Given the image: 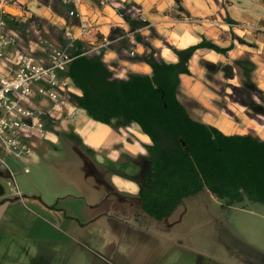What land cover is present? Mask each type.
I'll list each match as a JSON object with an SVG mask.
<instances>
[{
  "label": "crops",
  "instance_id": "0c3cea01",
  "mask_svg": "<svg viewBox=\"0 0 264 264\" xmlns=\"http://www.w3.org/2000/svg\"><path fill=\"white\" fill-rule=\"evenodd\" d=\"M124 5L133 7L134 16L148 24L140 35L168 63L178 62L169 48L186 49L203 39L221 49L232 47L226 56L198 50L189 64L191 75L181 76L179 100L200 123L225 135H252L264 141V114L247 103L242 86L219 92L209 84L217 63L255 61L237 47L233 34L238 31L228 20L262 24L264 0H0V9L25 12L24 21L42 19L48 28L36 34L47 35L57 45L72 34L87 49L104 51V62L118 80L152 73L148 65L130 57L132 52L142 56L150 50L136 42L119 14ZM71 11L95 25V38L80 37L81 20L70 18ZM200 19L213 20L216 27L191 22ZM10 26L9 33L16 37L14 51L37 54L44 39L33 35L30 40L19 26ZM114 30L122 35L114 36ZM123 39L128 49L122 46ZM105 40L110 44L102 48ZM218 74L232 81L221 69ZM33 104L46 113L54 108L40 100ZM76 109L73 120H59L56 114L58 120L47 121L48 140L31 142L34 153L25 162L46 170L49 178L40 181L43 186L33 181L30 189L17 186L10 194L0 188V264H264V229L257 225L231 229L222 222L225 212L218 213L212 205L230 206L208 190L184 199L162 220L145 213L138 201L142 170L135 159L146 155L150 140L138 126L116 132ZM68 110L66 106L63 113ZM252 205L242 204V213L253 221Z\"/></svg>",
  "mask_w": 264,
  "mask_h": 264
},
{
  "label": "trees",
  "instance_id": "16d2710c",
  "mask_svg": "<svg viewBox=\"0 0 264 264\" xmlns=\"http://www.w3.org/2000/svg\"><path fill=\"white\" fill-rule=\"evenodd\" d=\"M134 13L128 5L119 9L136 42L150 50L132 60L148 65L151 75L131 74L127 80L115 79L104 62V51L87 55V46L81 41L68 49L73 61L66 75L82 92L81 97L71 96L70 101L92 121L116 132L135 125L150 140L145 146L146 155L135 159L142 170L137 182L142 210L162 220L184 199L203 190L210 191L224 206L246 202L264 206V141L252 135H225L200 123L179 100L181 76L191 75L189 64L195 53L207 49L226 56L232 47L221 49L203 39L186 49L169 48L178 62L168 63L157 57L140 35L148 24ZM228 23L235 24L232 20ZM8 24L18 27L13 20ZM115 35L122 34L114 30ZM124 39L122 46L128 49ZM60 43L68 48V41L61 39ZM220 69L228 78L237 69L243 83L240 92L253 110L264 113V107L256 104L252 96L261 93L264 104V93L252 79L256 65L241 59L234 66Z\"/></svg>",
  "mask_w": 264,
  "mask_h": 264
},
{
  "label": "built area",
  "instance_id": "2783aa9c",
  "mask_svg": "<svg viewBox=\"0 0 264 264\" xmlns=\"http://www.w3.org/2000/svg\"><path fill=\"white\" fill-rule=\"evenodd\" d=\"M26 17L25 12L18 15L0 9V150L24 162L32 158L34 153L32 140L49 139L48 120H58L56 114L60 115L59 120L62 121L63 118H76V105L70 98L82 96L81 90L66 75L73 61L68 49L78 41L72 34L66 35L68 48L55 45L46 39L39 42L37 54H19L14 51L16 37L8 31V20L19 21L20 18ZM69 17L81 20V38H95V25L92 22L82 20L76 11H71ZM198 21L210 23L203 19L191 22ZM229 26L239 31L248 29L241 24ZM109 44L110 42L105 40L102 48ZM85 51L87 55L100 54V50L95 47ZM135 56L134 52L130 54V57ZM36 100L54 104L53 110L46 113L35 108L33 103ZM66 106L70 110L64 114ZM0 162L3 161L0 159Z\"/></svg>",
  "mask_w": 264,
  "mask_h": 264
},
{
  "label": "rangeland",
  "instance_id": "374dc122",
  "mask_svg": "<svg viewBox=\"0 0 264 264\" xmlns=\"http://www.w3.org/2000/svg\"><path fill=\"white\" fill-rule=\"evenodd\" d=\"M7 12H10L12 14H18L13 10H7ZM204 20V19H203ZM210 21V23H214L213 20L206 19ZM19 26L20 32L28 39L33 40V35H37V37L44 40H49L53 44L57 45L55 42L51 41L47 35H40L36 34L37 30H40L42 27L46 26L48 28V25H46L45 22H43L42 19H35L34 23L31 24L29 21H24V19H19V21L16 22ZM210 23H205L208 26L212 25ZM244 25L248 27L247 30L238 31V35L233 34V39L237 41V47L240 48V50L247 51L250 53L252 58L255 60H251L256 65V71L254 72L252 79L253 82L256 84L258 90L264 93V38L262 34L264 35V21H262V24L253 26L247 23H237ZM216 27V25H213ZM14 27V26H10ZM261 35V36H259ZM260 37L262 39H260ZM36 40V39H35ZM67 41V39H66ZM242 41V42H241ZM259 42V46L257 44ZM63 47V46H62ZM248 59V58H246ZM232 65L234 66V61L232 60ZM222 65L220 63H217V66L215 68L216 72L214 73V79L213 81L209 82V84L212 86L214 90H218L219 92H222L223 89H229V86L237 87L242 86V79L239 76V74L231 75L232 81L229 82L225 79L223 74H217V70L220 69ZM231 91V90H230ZM253 100L256 102V104L261 105L264 107L263 102L261 101V93H253ZM231 98L229 101H227V104L231 105L232 103ZM250 110V109H249ZM251 111V110H250ZM0 159L3 162H0V188L3 191L4 194H10V192L15 188L19 187L23 191H26V189L31 188V182H37V184H40L43 186L42 182L45 181L44 179H48L49 177L46 176L44 173H46L44 169H42L44 172H41V168L34 166V164L29 163V161L26 163L24 161H19L15 159L13 156H10L3 152L0 154ZM25 168H29L30 173H26ZM13 173V175H12ZM48 174V173H47ZM43 188V187H42ZM49 193H46L48 196ZM200 194V193H198ZM248 204V203H244ZM213 208L218 213H224V217L226 219H223L222 222L227 223L228 226H230L233 230H239L241 227L251 226V225H257L264 229V206L260 204L252 205L249 209L254 211L255 218L252 221V219L249 218L247 214L242 213L244 207H242V204L240 203H234L229 208H221L220 205H212ZM248 209V210H249ZM223 210V211H222ZM223 216V215H222Z\"/></svg>",
  "mask_w": 264,
  "mask_h": 264
},
{
  "label": "bare ground",
  "instance_id": "6f19581e",
  "mask_svg": "<svg viewBox=\"0 0 264 264\" xmlns=\"http://www.w3.org/2000/svg\"><path fill=\"white\" fill-rule=\"evenodd\" d=\"M146 69V68H145ZM147 71H148V69H147Z\"/></svg>",
  "mask_w": 264,
  "mask_h": 264
},
{
  "label": "water",
  "instance_id": "95a60500",
  "mask_svg": "<svg viewBox=\"0 0 264 264\" xmlns=\"http://www.w3.org/2000/svg\"><path fill=\"white\" fill-rule=\"evenodd\" d=\"M254 111H256V110H254Z\"/></svg>",
  "mask_w": 264,
  "mask_h": 264
},
{
  "label": "flooded vegetation",
  "instance_id": "af4514ba",
  "mask_svg": "<svg viewBox=\"0 0 264 264\" xmlns=\"http://www.w3.org/2000/svg\"><path fill=\"white\" fill-rule=\"evenodd\" d=\"M264 114V113H263Z\"/></svg>",
  "mask_w": 264,
  "mask_h": 264
}]
</instances>
